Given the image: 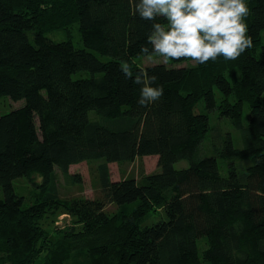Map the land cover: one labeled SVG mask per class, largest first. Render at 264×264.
<instances>
[{"label":"trees","instance_id":"trees-1","mask_svg":"<svg viewBox=\"0 0 264 264\" xmlns=\"http://www.w3.org/2000/svg\"><path fill=\"white\" fill-rule=\"evenodd\" d=\"M245 2L253 46L188 66L140 64L152 24L166 21L141 19L134 0H0V96L24 100L0 114L1 263L264 264V0ZM75 24L82 46L47 35ZM141 72L164 90L146 106ZM204 137L216 152L197 157ZM144 155L158 171L111 179L109 162ZM97 159L102 196L60 198L56 168L70 176ZM32 173L29 203L13 181ZM58 210L72 223L51 235L41 220ZM80 248L85 258L70 259Z\"/></svg>","mask_w":264,"mask_h":264},{"label":"clouds","instance_id":"clouds-1","mask_svg":"<svg viewBox=\"0 0 264 264\" xmlns=\"http://www.w3.org/2000/svg\"><path fill=\"white\" fill-rule=\"evenodd\" d=\"M134 12L141 19L154 22L147 36L148 45L141 48L147 59L162 57L169 60L190 59L194 64L236 60L251 48L252 38L247 35L245 23L250 14L245 0H134ZM121 72L133 79L132 67L122 62ZM157 78L141 72L133 82L142 85L137 103L146 106L159 101L162 87H153Z\"/></svg>","mask_w":264,"mask_h":264},{"label":"rangeland","instance_id":"rangeland-1","mask_svg":"<svg viewBox=\"0 0 264 264\" xmlns=\"http://www.w3.org/2000/svg\"><path fill=\"white\" fill-rule=\"evenodd\" d=\"M75 26H71L69 30L56 29L47 33V35L54 40L61 39H70L75 45L82 46L81 40L79 38L78 30ZM264 39V36H263ZM141 65H148L154 62H163L162 57H153L151 61L147 59L146 56H143L139 59ZM181 65L193 66L195 65L191 60L185 61V63H181ZM85 73V72H83ZM24 104L23 99L13 100L8 96H0V114L6 113L18 106ZM244 111L246 108V102L243 104ZM201 107V103L198 105V108ZM217 118L216 112L211 115V120L214 121ZM225 125H228L226 122ZM229 127V125H228ZM215 148L211 144L209 138L204 137L198 150L196 152V156L199 157L205 154H214ZM219 166L222 172L226 170V162L223 159H219ZM100 160H89L82 161L79 163L71 164L69 166V175H64L56 168V178H55V186L57 193L62 199H69L72 197L84 196V197H101V190L98 181V174L96 165ZM110 170V177L113 180H117L124 176H134L139 178L143 173L158 171L159 166H157V155H144L136 157L132 161H123V162H109L108 163ZM176 168L186 167L188 166L187 159H179L174 163ZM76 177V178H75ZM40 176L38 174L32 173L29 177L22 176L14 179L13 183L16 187L17 192L24 195V199L26 202H31L34 198L35 190L39 191L37 187L40 184ZM116 209V205L112 203H108L106 205L107 211H113ZM158 215H155L153 218L147 221V223H151L156 220ZM42 226L48 231L51 235H54L55 229H63L68 228L72 223V215H69L66 212L58 210L56 213H49L41 220ZM198 246L200 251L206 245L205 238L200 237L198 240ZM85 248L71 250V258H74V255L77 256L78 259L85 258V254L83 252ZM44 253H41L39 258L33 262L32 264H44L46 259ZM0 264H4L1 263Z\"/></svg>","mask_w":264,"mask_h":264}]
</instances>
